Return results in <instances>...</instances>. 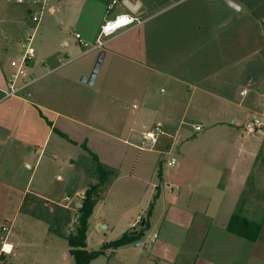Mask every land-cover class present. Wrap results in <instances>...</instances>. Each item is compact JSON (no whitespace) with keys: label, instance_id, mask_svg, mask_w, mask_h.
<instances>
[{"label":"crops","instance_id":"obj_1","mask_svg":"<svg viewBox=\"0 0 264 264\" xmlns=\"http://www.w3.org/2000/svg\"><path fill=\"white\" fill-rule=\"evenodd\" d=\"M229 1L239 9L233 8ZM127 2L133 8L129 9ZM87 3L89 0H55L53 13L45 19L48 26L42 29L44 33L43 37L41 36L40 49L29 71L36 80L27 90L46 76L40 73L42 69H48V63L56 62V56L47 46L62 37L64 33L61 30L67 27L60 24L63 17L60 5L67 7L68 12L64 14L68 21H75L74 15L80 7L84 11ZM97 3L105 4L106 13L114 14L105 17L95 31L85 23H79L80 28L75 31V35L80 34L87 42H94L101 25L119 13H132L136 10L145 19V23L110 38L102 51L85 52L76 37L75 45L63 41L67 58L69 54L74 58L59 67L55 63L51 64L56 72L59 71L57 69L77 63L92 54H95L93 64L95 61L97 63L98 53H105L95 82L91 85L98 84L100 80V89L92 93L93 106L88 114V105L78 103L72 110L73 116L69 114L68 106L62 105V110L51 106V103L61 104L64 101L58 96H51L50 88H46L45 84L39 85L33 92L25 91L27 98L23 99L31 109V115L24 119L25 123L21 126L23 130H28V133L15 135L11 129L12 124L4 127L0 123V129L6 128L2 129L6 131L3 133L4 145L0 154L6 155L4 159L8 163V169L1 172V176L4 180L8 178L7 186L15 189L17 173L20 177L23 176V170L32 169L29 158L32 154L36 156V153L32 152L33 146L34 151L39 150V157L35 168L28 173V182L23 194H33L71 211L73 219L77 222L79 212L76 214L72 211L74 205L78 209L81 208L85 192L100 183L97 162L93 159V155H96L101 165L117 173L114 177H108V181L105 179L107 182L103 183V188L100 187L102 191L99 190L96 208L109 203L108 200L121 189L124 178L132 180L129 189L133 187V191L142 192L137 193L136 198L131 201L128 199L127 204L117 201V204L124 207L120 233L127 228L129 231H141L142 226H137L136 223H145L146 220L140 218L139 222L141 215L136 216L135 211L130 212L131 203H135L142 195L143 198H139L138 204L145 207L151 202L157 189H160L153 222L150 224L155 226L154 235H144L140 240L122 246L115 252L131 253L136 249L137 253L141 252L137 256L133 252L128 264H225L222 258L228 257V251L224 253L221 248L222 239L236 244H232L235 251L231 252L226 260L228 264H246L248 257L243 255L241 246L243 244L246 247V243L248 246V242L254 246L255 242L236 235L227 228L245 198L249 178L259 155L258 146L263 141L259 136L263 129L255 133L247 131L246 125L252 116L241 133L239 132L238 122L242 121V113L248 111L245 105V97L248 95V63L243 65L242 61L246 55L241 57L242 50H247L248 29L246 26L236 29L227 25V22L233 10L243 9L258 14L257 21L264 20V14L256 13L261 5L255 3L254 7L249 8L246 0H176L157 10L156 14H149L141 0H124V7L118 2L110 6L111 3L97 0H92L90 5L94 7ZM118 5L119 10H116L115 6ZM4 6L3 17L8 20L10 16L11 20L8 21L13 27L11 24L7 25L6 29L0 31V35L4 41L8 40L7 51L16 52L17 48L20 55L21 41L29 32L28 24L25 20L23 22L21 11L8 14L7 4ZM28 7H25L27 13ZM132 9L134 11H131ZM58 12L61 13L57 15ZM49 17L53 18L49 20ZM28 20L31 24L29 16ZM68 29L70 31V28ZM16 60L17 58H14L12 61ZM93 64L90 68L80 71L75 70L74 65L75 68L72 69L73 72L77 71V74L73 75L90 77ZM1 76L0 82L3 81L4 84L11 78L7 71H3ZM163 86L169 90L168 93ZM243 93L246 94L242 95ZM163 94L167 96L163 97ZM21 96L16 99L23 101ZM136 98L139 100L138 105L132 104V100ZM131 108L132 113L129 111ZM197 120L201 122L197 125H207L212 131L211 134H218V138L213 136L217 139L212 144L214 150L209 154L197 153V148L191 151L187 144L179 165V160L173 152L180 150L186 141L182 138L184 128ZM90 121L95 122L92 126L101 128H90L98 134V141L84 142L83 128L87 129L91 125ZM158 124L167 131V141L162 142L156 150H141L139 147L143 142V133ZM202 130L203 127L200 131L195 128L196 132ZM51 141L60 147L58 152L63 155L58 171L54 169L56 163L52 160L42 168L37 166L47 154ZM14 143H17L18 151L23 153L16 168L11 166L16 157L11 156ZM82 144L87 149L83 148ZM208 147H212L211 144ZM231 150H234L235 154L231 155ZM172 155L169 164L173 168L179 166L175 171L179 175L177 183L180 185H176L168 175L164 176L163 157ZM172 160H175L174 165H171ZM159 172L162 178L158 180ZM54 181L61 187L54 189ZM167 195L170 201L166 198ZM161 208L163 214H160ZM20 216H24V225H46L47 231L42 241L48 249L43 264H59L56 261L55 246L57 240L66 239L51 233L46 222L24 212L18 213L13 225L20 221ZM24 238L21 244L14 238L11 239V234L8 236L6 242L13 246V251L9 255L6 254L7 264L39 263V253L35 255L34 251L22 250L25 245L33 248L32 234ZM148 239L151 248L145 247L147 253H144L141 248ZM237 245L238 250L235 249ZM87 249L93 250L88 247ZM102 260L109 264L104 256L91 264H98Z\"/></svg>","mask_w":264,"mask_h":264},{"label":"rangeland","instance_id":"obj_2","mask_svg":"<svg viewBox=\"0 0 264 264\" xmlns=\"http://www.w3.org/2000/svg\"><path fill=\"white\" fill-rule=\"evenodd\" d=\"M12 1V2H11ZM0 0V31L2 29H6L7 25H10L11 23L8 20H11V17H8V20H6L3 17L4 12L2 7H5L4 4L6 3L8 6V14L11 12H22L23 15V22H27L28 24V30L27 32H32V23L30 24L28 20V13L26 12V6H30V3L24 0V4L18 2L19 0ZM52 1V5H55V0H50V3ZM60 2V0H56ZM72 0H70L71 2ZM101 2H105L111 5H113L114 0H97ZM124 0H117L118 4L125 6L123 3ZM144 3V7L146 8V11L150 14L154 13L156 14V11L159 10L160 8L169 5L173 3L176 0H141ZM248 7L251 8L252 6L254 7L257 4H260L261 7L258 8V11L256 13H262L264 14V0H246ZM19 3V4H18ZM92 3V0H89V3H87L84 11H82V7H80V10L78 13L74 15L75 21H68V18L65 12H68L67 7L64 5H60V10L63 12V17L62 20L60 21V24H64L67 27H64L62 31V37H59L57 40L53 42L50 46H47L50 50L51 53L56 56V62L55 65H64V63H68L71 59L74 58L72 54H69V57L67 58V53H66V46L64 45L63 41H68L71 45L74 43L75 39V31L80 28L79 23L81 24L85 23L87 26L91 27L93 31L96 30L98 25L102 20H104L105 17L112 16L114 13H106L107 11V6L105 4L97 3L95 4L94 7H92L90 4ZM128 3V2H127ZM62 6V8H61ZM116 10H119V5L115 6ZM18 10V11H17ZM250 10V9H249ZM135 12H137L135 10ZM58 12L57 15H59ZM257 18V19H255ZM258 14H255L253 12L250 13L248 10L243 9L242 11H236L233 10L230 14L229 21L227 22V25H230L231 27L234 26L236 29L239 27H244L246 26L248 29V35L247 37V45H246V51L243 49L242 50V58L246 57L243 59L242 63L243 65L247 64L248 66V76H247V85L246 87L248 91V95L245 97V105L248 108V111L242 113V121L238 122V127H239V132L244 129V125L246 122L253 116H260L262 117L263 123H264V20L260 19L257 21L259 18L257 17ZM51 20L53 17H49ZM48 19V18H47ZM46 19V20H47ZM25 20V21H24ZM45 20V21H46ZM48 20V21H49ZM40 26V30H38L39 33H37L36 36V41H35V46L37 51L40 49V42H41V36L44 33L42 29L46 28L48 26V22H45ZM8 23V24H7ZM51 23V22H50ZM25 24V23H24ZM30 24V26H29ZM12 25V24H11ZM13 27V25H12ZM59 28V27H58ZM70 28V31L69 29ZM42 30V31H41ZM2 35H0V77L3 74V71H7V74L9 76L14 74L15 71H17L16 66L13 65V59L17 58V61L19 59V52L17 53V48L16 52H11L7 51V41H4L2 39ZM43 37V36H42ZM45 42V41H44ZM62 42V43H61ZM45 44V43H44ZM75 45V43H74ZM17 46V45H16ZM7 48V49H6ZM80 51V48H79ZM96 53V52H94ZM18 54V55H17ZM95 54L88 55L82 59L79 60V62L71 64L69 66H64L62 68H59L57 70L59 71H53V65L54 63H48V69H42V73L40 74H45L46 76L43 77L42 79L38 80V82L34 83L28 90L27 88L35 81H32V78L30 77H35L30 71V69L27 72L26 76H22L21 79H19V84H24L27 83V88L22 92L19 93L17 97L14 96H7L4 91L10 90L9 88V82L7 84H4L3 81L0 82V123L4 127H7L6 125L12 124L11 126L12 131L14 132L15 135L18 134H24L28 133V130H23V125L24 119L28 118L31 115V109L28 108L27 103L24 101L23 98H27L26 92L27 91H35L39 85L45 84L46 88H50L49 92L51 96H58L60 99L64 101V103H56L52 104L51 106H56V108L62 110V105L63 106H68L69 107V114L74 116V113H72L74 105L78 103H84L88 105V114L93 106V92H97L100 89V80L98 84L91 86L88 83H85L82 81L84 76H78V75H73L77 74L76 72H73L72 68H75L74 65H76L75 70H82L83 68H90L91 65L93 64V57ZM99 56V53H98ZM98 58V57H97ZM98 61V59H96ZM96 65V61L93 64V69ZM78 67V68H77ZM3 70V71H2ZM39 72V70H37ZM80 74V73H78ZM160 88V87H158ZM156 88V89H158ZM164 90L168 93L169 90L163 86ZM26 91V92H25ZM25 93L24 95H22ZM22 95V96H21ZM21 98L23 101H20L16 98ZM167 94H163V97H166ZM138 99L132 100V104H137L138 105ZM61 105V106H60ZM71 111V112H70ZM132 113V108L129 110ZM88 116V115H86ZM105 116V115H104ZM33 117V116H32ZM32 121V119H29ZM95 122L90 121L88 128L84 129V142L86 140L89 142L92 140L98 141V134L94 133V129H101L98 127H94ZM27 124V123H26ZM31 124V123H30ZM192 125H188L184 128L183 133H182V138L186 140L184 142V145L181 147L180 150L176 149L174 150V156L179 160V165L181 161V157L183 155V151H185V147L188 144L189 149L193 151L195 148V152L197 153H202V154H209L213 152L214 146L212 145L214 140V137L218 138V134H211L212 131L207 125H197L201 124L200 121H192L190 123ZM197 126L203 127V130L201 132H196L195 128ZM2 127V129H6ZM28 127V126H27ZM30 127V125H29ZM91 128V130H90ZM0 129V150L4 145V131ZM82 129V128H80ZM107 129V128H105ZM262 136L259 135L262 138V142L259 143L260 146H258V152L259 155L257 157V161L254 167V170L249 178L248 182V187H247V192L245 194V198L243 199L239 211L242 213V216L247 218L249 221L258 223L262 225V229L260 231L259 237L257 241L255 242V245L252 246L250 242H248V246L246 243V247L242 244L241 246V251H244L243 255H246L248 257V261L246 264H264V258L261 256H264V126L262 127ZM103 130V129H102ZM107 132V131H106ZM246 133V132H245ZM84 136V135H83ZM223 137V136H222ZM253 138V137H250ZM221 139V138H220ZM167 141L166 137H163L159 144L157 145L156 149L159 148V145L162 142ZM211 144L212 147H208V145ZM12 148V154L11 156H16L14 157V161L12 162V167L14 166H19L20 161L22 159L23 153H20L19 147L17 146V143L13 144ZM50 146L47 149V154H45L42 162L41 160L38 163V167L42 168L46 163H48L49 160H52L56 163L54 169L59 170V164L61 163L60 160H62L63 155L60 154L58 151H60V147L58 145L55 146L53 142L51 141ZM54 146L57 148L56 151L54 150ZM83 147V144H82ZM32 152L36 153V156H32L29 158L32 169L31 171L35 168L38 157H39V150L34 151L35 148L32 146ZM42 148V146L40 147ZM85 148V147H83ZM201 148H203L201 150ZM86 149V148H85ZM155 149V150H156ZM31 150V149H30ZM46 151V148L45 150ZM231 155L235 154L234 150H231L229 152ZM6 155L0 154V264H7L8 259L6 257V254L2 252V247L4 241L8 239V236L11 234V239H15V241L20 242L23 244V239L24 237H27L32 234L33 237V248L27 247L26 245L23 247V251L29 250V252H33L34 254L37 255L39 253L40 255V260L38 264H43V259L46 257V245L43 243L42 238L44 237V233H46L47 229L45 228V224H42L44 226H39V225H26L22 224L25 223L24 220H22L24 216H20V221L13 225V220L14 218L18 215V213L22 212V206L23 202L25 200L26 194H23L24 189L27 186L28 182V173L31 171L26 168L23 170L22 175L19 177V174L17 173V178L16 180V188L12 190V187H8L7 185V180H4L5 178L1 176V172H3L5 169H8V163L5 161L4 157ZM56 156H58L56 158ZM172 156H166L163 157V170H164V176H167L170 179H173V182L176 185H180L177 183L179 175L176 173L175 169L179 168H173L170 166L169 161L171 160ZM16 168V167H15ZM96 169V168H95ZM19 171V170H18ZM12 177V176H11ZM162 175L161 172H159V175H157V179H161ZM13 181V178H11ZM4 181H6V185H4ZM132 182L131 179L124 178L122 181V187L121 189L116 191V194L114 192V196L110 198L109 203L105 205H99L97 208L94 207L93 213L89 218V224H88V230H87V247L89 249L93 250H101L104 245L111 243L113 241H117L122 238V236L129 232H135V229L133 231H129L130 229L127 228L126 231L123 233H120V230L122 229V226L120 223L122 214L124 212V207L123 205L117 204V201L123 204V201L127 204L128 199L130 201L133 198H136L137 193H142L141 191H133L132 188L129 189L130 185L129 183ZM54 189H58L61 187L59 183L53 182ZM14 186V187H15ZM104 184L101 185L103 188ZM146 187V186H145ZM100 191H102L101 188H99ZM151 192V189H149V192ZM169 195V194H168ZM167 195L168 201H170V198ZM160 196V189L158 188L157 191L155 192V195L152 197L151 202L144 207V205L138 204L139 198H143L141 195L138 199H136L135 203H131V209L130 212L134 213L137 215H141L138 218V221L140 218L145 219L146 222L149 224V228L145 230V236H153L154 233L156 232L155 226L152 224L150 225L153 221L152 218L155 214V206L157 204V201ZM165 197V196H164ZM82 201V200H81ZM124 204V205H126ZM162 205V204H161ZM159 206V205H158ZM48 207H50L49 212H47ZM29 208L30 211L36 210V213L40 216H43L45 219L50 222L51 226L57 230H65L66 235L70 232L75 231L76 227L78 226V221L76 222L73 219V216L70 211V217L69 221L66 219L67 213L63 212L61 210H58L55 207L47 206L39 201L30 202L29 203ZM76 214L78 211V208L74 205L73 210ZM128 211V210H127ZM238 211V213H239ZM163 214V209L161 208L160 214ZM166 214V211L164 213V216ZM79 217V214H77ZM135 216V217H136ZM160 216V215H159ZM132 217V216H131ZM133 217V218H135ZM67 220V221H66ZM78 220V219H77ZM131 220V219H130ZM119 221V222H118ZM140 222V221H139ZM69 223V225L67 224ZM137 226H140L139 223H136ZM102 226H105V228H102ZM160 229V227H159ZM158 231V230H157ZM199 245L201 242L198 243ZM236 245L235 243H231L228 240L222 239L220 245L221 248L224 249V253L228 251V257L225 256L223 260V263L228 264L226 260H228L229 255L231 252L235 251L232 249L233 245ZM29 245V243L27 244ZM150 239H148L147 242H145L144 246L141 248L142 252L147 253V248H151L150 246ZM245 247V248H244ZM236 250L239 249V245L235 248ZM144 250V251H143ZM117 249H112V248H106L104 249V256L105 259L109 261V264H128V261L132 259L133 252L137 256V254H140L141 252L137 253V249L134 250L131 253H127L126 251L123 252L122 254L115 253ZM30 254V253H29ZM215 254V253H214ZM55 255H57V263L59 264H75L74 259L72 256L69 254V245L68 241L59 239L57 240V245L55 246ZM216 255V254H215ZM27 257V255H26ZM31 258V255L29 256ZM222 257V256H221ZM224 257V256H223ZM29 258V261H30ZM216 258V256H215ZM32 259V258H31ZM217 259V258H216ZM106 260V261H107ZM219 260V259H218ZM221 260V259H220ZM98 264H107L105 263V260H102V262H98Z\"/></svg>","mask_w":264,"mask_h":264},{"label":"built area","instance_id":"obj_3","mask_svg":"<svg viewBox=\"0 0 264 264\" xmlns=\"http://www.w3.org/2000/svg\"><path fill=\"white\" fill-rule=\"evenodd\" d=\"M30 3L28 7V16L32 23V32H28L23 38L20 44V56L18 61L13 62V65L16 66L17 71L9 79V88L10 90L5 91L7 96L17 97L19 93H22L27 86V83L19 84V79L22 76H26L29 69L33 65L37 49L35 46L36 36L40 26L45 21L47 15L53 13L54 7L52 1L50 0H25ZM20 3H23L24 0H19ZM117 4V0H114L113 5ZM139 12L132 13H119L115 17L106 20L100 27L97 38L94 42L90 43L82 39L80 34H76V40L82 47L85 52L90 51H102L106 46L107 41L110 38H113L124 31L133 28L139 27L145 23V19L142 18ZM33 80H36V77H30ZM243 93L242 95H245ZM264 123L262 117L256 115L252 117L251 121L246 125V129L250 133H255L261 131ZM197 131L201 130V127H196ZM168 133L162 125H155L152 129H149L143 133V142L139 147L141 150H154L159 144L160 140L167 136ZM175 164V160H172L171 165ZM85 195V194H84ZM84 198V197H83ZM6 241L3 243L2 252L5 254H10L6 251ZM13 249V247H12ZM11 249V251H12Z\"/></svg>","mask_w":264,"mask_h":264},{"label":"trees","instance_id":"obj_4","mask_svg":"<svg viewBox=\"0 0 264 264\" xmlns=\"http://www.w3.org/2000/svg\"><path fill=\"white\" fill-rule=\"evenodd\" d=\"M84 147L86 148V146ZM93 159L94 161L97 162V166H98L97 171H98L100 183L91 186L85 192L84 198L82 200V206L81 208L78 209L79 212L78 226L76 227L74 233H70V234L68 233L66 235L64 229L57 230L53 228L47 219L36 213V210L30 211L29 203L30 202L34 203L37 200L44 205L55 207L58 210L66 212L67 213L66 219L69 221L70 212L68 210L53 203H50L44 199H40L33 194L26 195L22 206V212L29 214L30 216L36 219L46 222L49 225V230L51 233L56 234L59 237L65 238L68 241L70 247V254L74 258L76 264H91L94 260L104 255V249L106 248L118 249L122 246L132 244L140 240L145 235V230L149 228V224L147 222L143 223V221H141L139 223V225L142 226L140 232H136V231L132 233L127 232L122 236L121 239L104 245L101 250L89 251L87 249V230H88L89 218L92 215L94 207L96 206V203L98 201L99 188L103 183H105L108 177L110 178V176L114 177L117 175L115 171L107 169L103 165H101L98 162V158L96 155H93ZM49 208L50 207H48L47 212H49L50 210ZM67 224L69 225V223ZM227 229L228 231L236 235L244 237L250 241L256 242L259 237L260 231L262 229V225L249 221L247 218L243 217L242 213L239 211V213L237 212L232 216V219Z\"/></svg>","mask_w":264,"mask_h":264},{"label":"water","instance_id":"obj_5","mask_svg":"<svg viewBox=\"0 0 264 264\" xmlns=\"http://www.w3.org/2000/svg\"><path fill=\"white\" fill-rule=\"evenodd\" d=\"M229 4H230L233 8H235V9H239V7H238L236 4H234L233 2H230V1H229ZM127 5H128V7H129V9L133 8L129 3H127ZM131 11H134V10L132 9ZM104 56H105V53H104V52H101L100 55H99L98 61H97L96 65H95V67H94V69H93V72H92L91 76H90V77H87V78L84 77V78L82 79L83 82L88 83L89 85H93V84H94L95 79H96V77H97V74H98V72H99V69H100L101 63H102V61H103ZM81 206H82V205H81ZM81 206H80V207H81ZM137 244H139V243H137Z\"/></svg>","mask_w":264,"mask_h":264},{"label":"bare ground","instance_id":"obj_6","mask_svg":"<svg viewBox=\"0 0 264 264\" xmlns=\"http://www.w3.org/2000/svg\"><path fill=\"white\" fill-rule=\"evenodd\" d=\"M6 244H7V245H6V249H5V250L8 251V253L11 254L12 251H13V249H12L13 246H12L11 244L7 243V242H6ZM11 249H12V251H11Z\"/></svg>","mask_w":264,"mask_h":264}]
</instances>
